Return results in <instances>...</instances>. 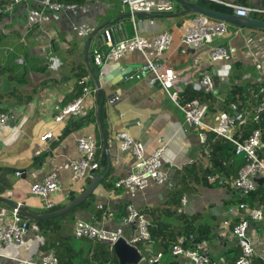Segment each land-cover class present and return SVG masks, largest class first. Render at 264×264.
<instances>
[{
    "label": "crops",
    "instance_id": "obj_1",
    "mask_svg": "<svg viewBox=\"0 0 264 264\" xmlns=\"http://www.w3.org/2000/svg\"><path fill=\"white\" fill-rule=\"evenodd\" d=\"M41 1L27 0L9 12L0 9V66L5 70L0 84V114L15 115L8 124H0V221L11 223L13 208L10 205L43 215L64 208L84 192L90 181L77 183L69 167L72 160L80 158L77 139L82 136L93 134L97 137L99 174L105 178L86 201L87 206L50 220H32L24 216L29 223L24 241L2 246V263L38 260L49 251H55L54 247L62 242L71 264H95L101 244L77 239V223L83 221L98 229L117 230L124 226L128 205L146 218L150 229H154L159 237L158 242L151 239V242L137 245L146 264L149 257L159 253L163 258L158 264H192L187 258L173 256L170 250L164 249L166 243H174L170 239L179 233L189 242V248L201 244L207 250L209 264L235 263L241 256V249L233 228L239 223L240 215L231 214L229 208L241 203L257 207L260 203L253 201L252 194L246 197L229 184H205L204 172L211 168V162L204 152L198 130L187 126L184 114L162 86L149 85L151 75L124 80L145 64L141 53L134 52L126 59L110 64L106 77L100 80L103 91L100 97L104 101L101 107L103 131L98 122L96 97V116H91L90 111L86 117L70 119L66 124H57L53 120L55 106H65L82 95L83 81L85 86L97 87L85 58L91 35L113 21L126 24L128 38L135 35L130 18L124 17L129 11L120 0H97L88 8L56 13L46 10ZM187 1L198 3L200 0ZM219 1L233 5L246 1L249 3L246 7L259 9L263 0ZM185 9L175 3L173 12L154 14L150 18L138 17L143 20L139 32L147 38L161 32L172 33V47L159 61L176 71L189 73L194 81H200L205 74L212 75L217 86L211 94L212 99L194 85L182 84L181 88L184 92L191 87L209 96L208 100L204 97L200 100L209 106L206 122L210 125L216 122L220 112L232 114V104L244 111L247 124L238 127L234 133L235 139L242 142L251 134L254 111L264 88V31L230 25L228 35L217 39L213 46L232 49L233 58L212 63L208 57L209 47L189 50L185 54L181 52L183 29L194 17V14L180 16ZM151 19L155 21L153 26L149 23ZM75 27L79 30L75 31ZM85 29H90L91 34L85 35ZM107 29L105 27L100 34ZM97 36L92 40L96 47ZM195 67L198 71L194 73ZM82 73L85 77L78 82V75ZM50 130L55 140L45 146L40 138ZM121 131H127L142 143L146 155L157 149L159 141L168 142L163 170L175 185L151 181L136 197L116 189V183L132 173L135 163V158L123 151L116 139ZM104 137L109 145L108 153L103 152ZM192 164H196V172L188 177V191L180 196L177 191L181 174ZM17 172H23V175L17 176ZM52 172L61 178L62 189L49 196L47 201L55 207L49 210L46 200L33 195L31 187ZM257 184L255 192H259L264 200V181ZM184 198L187 199L185 205ZM98 205H103L104 210H99ZM194 229L198 240L193 235V238L185 235ZM135 235V227L125 226L128 241ZM248 238L255 251L253 264H264V221H251ZM115 260L120 264L117 255Z\"/></svg>",
    "mask_w": 264,
    "mask_h": 264
},
{
    "label": "built area",
    "instance_id": "obj_2",
    "mask_svg": "<svg viewBox=\"0 0 264 264\" xmlns=\"http://www.w3.org/2000/svg\"><path fill=\"white\" fill-rule=\"evenodd\" d=\"M27 0H9L8 4L2 9L3 12H9L18 4ZM90 0L84 6L91 7L93 2ZM223 4L233 10L234 14L241 18H249L252 13L264 14V10L250 8L242 5L226 4L219 0H209ZM124 9L131 14L130 21L135 31V35L126 40L113 44L111 34L108 30L97 36V47L94 52V63L99 67V81L107 75V67L112 63H118L126 59L134 52H139L145 58V64L134 73L124 77V80L139 78L144 75H151L149 80L151 87L159 82L164 92L171 101L184 114L185 122L189 128H195L199 132L200 142L206 147L208 134L214 133L218 137L230 141L236 146V154L243 155L246 164L240 170L238 177L229 181L218 176L209 177L210 183H219L220 185H231L244 196L249 197L257 188V179L264 178V88L261 89V99L255 108L253 121L259 125L247 139L240 142L235 139L234 133L238 127L247 124V116L244 111H240L236 104L231 105L232 114L222 111L218 114L214 124H208L206 119L209 113V106L200 99H193L187 103H181L180 95L183 92L181 85H194L199 91L211 95L214 94L215 86L212 75L205 74L200 81L191 79L190 74L174 70L159 59L168 52L174 42V37L170 32H161L150 38L140 34L139 27L143 20L138 19L137 15H154L160 13H170L174 11L175 2L173 0H120ZM42 6L49 11L56 13H65L74 11L78 8L76 4H64L60 0H42ZM150 18V17H149ZM150 25L155 21L151 19ZM230 24L224 21L214 20L207 16L196 14L189 20L183 29L181 40V52L187 53L189 50H197L203 47H209V60L212 63L228 61L233 58L234 52L224 46H213L217 39L224 38L229 33ZM78 31V27L74 28ZM85 35H90V29L84 30ZM198 67L194 68V73ZM83 84V93L80 97L65 106H55L53 120L57 124H66L70 119H80L88 115L90 111L96 108V95L98 88H90ZM101 83V81H100ZM102 88V87H101ZM15 119L12 113L0 114V124L6 125ZM120 147L123 151L130 153L135 158L132 173L125 179L119 180L115 187L124 191L130 197H136L140 192L146 189L153 181L160 185H171L167 174L163 170L164 155L168 148V142L161 140L159 146L150 155H146L145 147L137 142L127 131H121L116 135ZM55 140L52 130L47 131L40 141L45 146L50 145ZM77 149L80 158L72 160L69 167L77 183L91 181L100 172V163L97 160L98 139L95 135H86L77 139ZM208 149L205 153L208 154ZM17 176L23 175V172H17ZM62 189V181L56 172H52L44 178L41 183H36L31 187L33 195L44 198L49 210L55 209L54 205L47 200L49 196ZM187 199H183V204ZM21 206L13 209L11 223L0 221V248L2 246L19 244L24 241L25 235L29 230V223L20 212ZM99 210H104L103 205H98ZM231 214L240 215V221L233 228V235L237 238L241 249V256L233 264H253L254 248L248 238V230L251 221H264V201L257 207H250L246 203L229 208ZM241 212H245L241 215ZM126 218L124 226L117 230L108 231L98 229L87 222H79L75 228V237L77 239H87L96 244L107 245L114 248V245L122 238H125V226H133L137 230L129 244L136 246L140 243L151 242L150 224L146 218L140 214L133 206L126 207ZM110 217L112 213L108 214ZM193 238V236H191ZM171 254L176 257H185L192 264H209L210 258L207 250L200 244L196 248L185 247L178 243L172 247ZM2 254L0 253V264L2 263ZM163 258V254H157L147 259L148 264H158ZM20 264H59V259L54 250L49 251L38 260H19ZM227 264V263H225Z\"/></svg>",
    "mask_w": 264,
    "mask_h": 264
},
{
    "label": "trees",
    "instance_id": "obj_3",
    "mask_svg": "<svg viewBox=\"0 0 264 264\" xmlns=\"http://www.w3.org/2000/svg\"><path fill=\"white\" fill-rule=\"evenodd\" d=\"M8 1L9 0H0V9H4V7L8 4ZM89 1L90 0H60L61 3L76 4L79 7L84 6ZM198 3L199 5H201L202 7L206 9L215 10V11L226 13V14H234L232 9H230L229 7H226L223 4H217L213 1H208V0H200ZM176 4L180 5L178 3ZM240 4H243L245 6L249 5V3L246 1H241L239 5ZM259 9L264 10V0L262 1ZM193 16H196V14H194ZM250 17H253L254 19H257V20H264V14L252 13ZM4 74H5V70L2 69V67L0 66V84H1V80ZM84 77L85 76L83 73L79 74L78 82L82 81ZM203 97L206 100H208L209 96L208 97L204 96V94H202L201 92H198L197 90L189 87V88H186L183 93H181L180 101L181 103H187L193 99H200ZM210 98L212 99V95H210ZM97 103H98V108L103 106L104 101L102 97L99 98ZM91 116H96L95 110L91 111ZM256 128H258V125L257 123L254 122L253 127H251L249 130V133H252ZM204 148L208 149L209 160L211 162V168L204 172V180L206 181L205 184L209 183L208 180H209V177L211 176H218L219 178H224L229 181L233 178L235 179L238 177L240 170L246 164V160L244 156L236 154V146L233 143L221 137H218L214 133L208 134L207 145L206 147L204 146ZM195 172H196V164H192L184 169L183 173L181 174V179H180L179 187L177 191V193L180 196H183V194L188 191L186 181L188 177H192V173H195ZM252 197H253L254 202H258L261 204L264 201L263 199L260 198L259 192L252 193ZM87 205L88 203L85 202L81 206H87ZM251 207H255V206H251ZM195 232L196 230L194 229L189 232H185V235H188V236L193 235L197 239V237L195 236ZM150 234H151V239L158 242L159 237L154 229H150ZM182 235H183L182 233H179L178 236L170 239V240H174L172 241L174 243L173 244L166 243L164 246L165 251H168V250L171 251L172 247L178 243L182 244L185 247H188L189 242L186 241V239H183ZM198 236L200 237L201 234L199 233ZM60 244H61L60 246L57 245L54 247L55 252L59 259V264H71L69 256L64 249V243L61 242ZM110 256H112V258H110ZM115 257L116 255H115L114 248L110 246H106V245H100V249L98 251L95 264H117Z\"/></svg>",
    "mask_w": 264,
    "mask_h": 264
},
{
    "label": "water",
    "instance_id": "obj_4",
    "mask_svg": "<svg viewBox=\"0 0 264 264\" xmlns=\"http://www.w3.org/2000/svg\"><path fill=\"white\" fill-rule=\"evenodd\" d=\"M175 3L183 5L186 9L179 13L180 16H188L191 14H201L204 16H207L214 20L224 21L227 22L230 25H235L241 28L246 29H252V30H261L264 31V20H257L253 18H241L236 16L235 14H226L222 12H218L215 10H210L202 7L196 2L193 1H187V0H173ZM138 17L145 16V17H152V15H137ZM125 18H130L131 14H127L124 16ZM105 27H108V31L111 34L113 44H116L122 40L128 39L127 29L125 23H118L117 21L108 22L105 25L98 28L90 37V40L87 42L86 47V63L88 66V69L92 76L94 77V80L96 82V86L98 88V93L96 95L97 102L101 95H103V91L101 88V83L98 79L99 76V67L94 63V52L96 50V45L92 44V40L95 36L99 35L100 31L103 30ZM92 44V49H89ZM156 86H161L159 82L155 84ZM97 117L98 122L100 125L101 130L103 131V125H102V119H101V107L97 110ZM104 135V132H103ZM104 146H103V152L108 153L109 145L107 142V139L104 137ZM47 156V153L45 154V157ZM39 168V167H38ZM41 168V167H40ZM105 176L97 174L89 183L88 187L84 190L82 194L75 197L72 201H70L64 208L59 209L57 211L43 214V215H37L28 213L25 209L20 208V212L23 216H25L28 219L32 220H50V219H56L60 218L67 213L71 212L72 210L80 207L82 204H84L86 201H88L96 192L102 181L104 180ZM257 183H262L264 181V178H260L256 180ZM172 185H175V182L172 183ZM13 209L17 207V205H10ZM114 251L119 259L120 264H146V259L144 255L141 254V252L138 250L136 246H133L128 243L127 239L122 238L120 239L115 245H114Z\"/></svg>",
    "mask_w": 264,
    "mask_h": 264
},
{
    "label": "rangeland",
    "instance_id": "obj_5",
    "mask_svg": "<svg viewBox=\"0 0 264 264\" xmlns=\"http://www.w3.org/2000/svg\"><path fill=\"white\" fill-rule=\"evenodd\" d=\"M215 84H216V81H214V86H215ZM215 87H217V86H215Z\"/></svg>",
    "mask_w": 264,
    "mask_h": 264
}]
</instances>
